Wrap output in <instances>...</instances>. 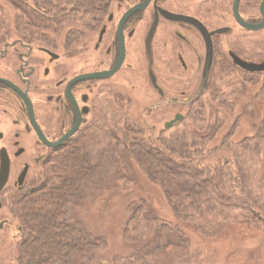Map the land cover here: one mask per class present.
Returning a JSON list of instances; mask_svg holds the SVG:
<instances>
[{
    "label": "rangeland",
    "instance_id": "rangeland-1",
    "mask_svg": "<svg viewBox=\"0 0 264 264\" xmlns=\"http://www.w3.org/2000/svg\"><path fill=\"white\" fill-rule=\"evenodd\" d=\"M69 1L50 0L53 6L59 4L64 10L55 14L47 12L50 7L45 6L43 0H0V34H7L11 41L19 32H33L32 27H36L40 34H54L50 42L53 40V46L59 49L73 28L80 29L85 24L84 19L78 17L79 6H75L78 7L76 10L70 7L74 4ZM67 10H72V14L67 16ZM250 13L249 18L253 16ZM28 14L32 21L28 20ZM81 32L80 29L72 34L76 47L83 38ZM246 53L244 58L248 61L264 60V29L247 34ZM139 54L131 48L127 62L133 65L132 72L119 73L114 96L112 93L104 95L102 117L93 123L88 121L72 144L84 137L83 153L90 156L99 172L97 154L110 144H116L113 136L129 126L132 136L135 134L149 148L161 151L177 164L226 168L231 177L221 183L227 187L221 194L213 190L201 194L199 207L187 206L186 219L177 220L179 210L171 203L164 186L148 179L144 163L139 162L137 156L130 159L126 179L117 177L108 181L98 175L102 177V183L97 184L92 183L95 177L85 176L84 188L75 193L78 198L72 199L69 193H64L62 203L68 223L91 238L104 240L87 263L264 264V72H243L233 68L228 57H221L218 58L221 64L217 63L215 70L204 73L195 70L193 57L187 58L194 70L179 72L184 96L179 98L178 104L171 100L161 102L148 83V58ZM163 70H158L160 85L168 98L175 97L177 94L172 92L178 81L173 77L175 73ZM175 113L181 114L183 119L166 129L165 124ZM199 135L206 136L202 140V153L188 157L173 146L192 147ZM23 144L29 150L24 160L37 156L32 151V135H24ZM72 144L53 154L54 157L69 153L74 146L77 154L80 150ZM76 172L75 168L68 171L63 164L54 161L38 170L37 166L31 167L25 184V188L32 187L28 197L34 202L44 200V190L49 186H60L61 176L68 173L72 178ZM178 174L184 175L182 171ZM62 186L68 190V185ZM11 191L12 188L8 193ZM148 218H155L156 224ZM22 222L10 198L5 200L0 210V223H3L0 227V264H33L29 259L24 263L18 258ZM169 224H177L182 229L186 245L174 247L165 237L156 242V225L166 232V229L171 230ZM164 243V250L157 251L155 256L154 250H159Z\"/></svg>",
    "mask_w": 264,
    "mask_h": 264
},
{
    "label": "flooded vegetation",
    "instance_id": "flooded-vegetation-1",
    "mask_svg": "<svg viewBox=\"0 0 264 264\" xmlns=\"http://www.w3.org/2000/svg\"><path fill=\"white\" fill-rule=\"evenodd\" d=\"M263 1L99 0L94 4L97 12L83 9L78 14L85 21L78 47L71 39L77 28L68 33L61 49L50 42L54 34H40L36 27L33 32H19L11 41L7 34H0V164L1 152L8 161L0 210L5 200L24 190L31 167L38 170L53 161V154L70 146L88 121L102 117L104 95L114 96L119 73L133 70L127 62L131 48L148 58V83L161 102L178 104L184 96L179 72L194 70L187 58L195 59V70L210 73L221 62L218 58L228 57L233 68L249 73L232 57L251 62L244 58L247 34L264 28L252 31L242 23L258 25L263 20ZM159 69L175 73L178 81L172 92L177 96L167 97ZM176 115L181 114L175 113L171 120ZM26 134L34 137L32 151L37 156L24 160L29 151L23 144Z\"/></svg>",
    "mask_w": 264,
    "mask_h": 264
},
{
    "label": "trees",
    "instance_id": "trees-1",
    "mask_svg": "<svg viewBox=\"0 0 264 264\" xmlns=\"http://www.w3.org/2000/svg\"><path fill=\"white\" fill-rule=\"evenodd\" d=\"M43 1L45 6L50 7L49 11H47L49 13L52 8L55 14L64 11L59 4L53 6L50 0ZM98 1L70 0L69 3L79 6L80 11L84 9L88 13H95L98 10L94 4ZM76 8L78 9V7ZM28 16V20H30L32 16L29 14ZM131 134L129 126L120 129L118 134L113 136L116 144H110L108 148L101 150L97 154L98 165L101 167L99 172L97 166L93 165L90 156L87 153H83L86 140L84 137L77 139L73 143L80 150L77 154L73 150L74 146L69 153L53 157L54 162L63 164L68 171L75 168L77 172L74 173L75 175L72 174L74 178L69 177L68 173L61 176L62 184L60 186H49L47 190H44L46 198L39 202H34L33 198L28 197L30 195L29 190L32 187L25 188L22 191L23 194L21 192L16 196L9 197L11 205L16 209L23 221L21 242L17 247L19 260L25 263L29 259L28 261H31L33 264H88L87 260L95 253L97 248L103 245L104 240L98 237L91 238L83 230L77 229L74 224L68 223L66 211L62 203L63 197L66 196L64 193H69L72 199H77L78 196L75 193L80 192L84 188L85 176L95 177L92 183L97 184L102 183L100 181L102 177H105V180L108 179V181L115 180L117 177L126 179L129 176L130 159L133 156H137L139 162L144 163V172L151 182L154 180L160 186H164L171 203L179 210L177 220L186 219L187 206L199 207L201 194H207L209 190L221 194L222 190L227 188L223 184L224 188L221 189V186L223 187L221 183L231 177V173L226 168L214 167L210 169L208 166L200 168L199 164H177L166 157L161 151L149 148L143 141L136 138L135 134L133 136ZM196 138L197 142L192 147L184 144H174L173 146L178 148L180 153L188 157L195 153H202L204 150L202 140L204 138L200 137V135ZM84 140L85 142H83ZM178 171H182L184 175L178 174L177 176ZM214 172L217 174L211 176ZM63 184L68 185V190L64 189ZM207 197H209V194ZM149 221L156 224L155 218H150ZM32 224L33 226L35 225L34 228H31L30 225ZM26 225L29 227L26 228ZM159 226L156 225L155 230L156 242H160L161 238L165 237L171 240L169 243L171 242L174 247H180L186 243L184 241V232L177 224H169L171 230L166 229V232H164L163 227L160 228ZM164 247L165 243L159 250L156 248L153 254L157 256L158 253L156 254V252H162L164 250L162 248ZM133 257H136V255Z\"/></svg>",
    "mask_w": 264,
    "mask_h": 264
},
{
    "label": "water",
    "instance_id": "water-1",
    "mask_svg": "<svg viewBox=\"0 0 264 264\" xmlns=\"http://www.w3.org/2000/svg\"><path fill=\"white\" fill-rule=\"evenodd\" d=\"M261 12L263 16V20L258 24V25H249L242 23L245 27H247L248 30H260L264 28V1L261 5ZM233 60L235 61V64L239 65V67L249 73H262L264 72V62L262 63H252V62H245L235 56L232 57ZM113 73V72H111ZM109 73V74H111ZM109 74H104L105 76H108ZM182 120L181 115H176L175 118L165 124V128L169 129L172 125H174L177 122H180ZM77 128V125L71 130L70 133H68L63 139L68 138ZM59 144V143H58ZM56 144V145H58ZM4 152V151H3ZM6 155L1 152V164H0V191L3 188V186L6 183L7 176H8V161L7 158L5 157ZM25 176V172L21 174L19 177V184H22L23 179Z\"/></svg>",
    "mask_w": 264,
    "mask_h": 264
}]
</instances>
